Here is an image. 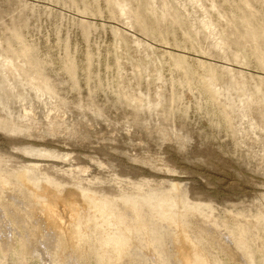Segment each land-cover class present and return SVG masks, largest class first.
<instances>
[{
  "label": "rangeland",
  "instance_id": "1",
  "mask_svg": "<svg viewBox=\"0 0 264 264\" xmlns=\"http://www.w3.org/2000/svg\"><path fill=\"white\" fill-rule=\"evenodd\" d=\"M0 264H264V0H0Z\"/></svg>",
  "mask_w": 264,
  "mask_h": 264
},
{
  "label": "bare ground",
  "instance_id": "2",
  "mask_svg": "<svg viewBox=\"0 0 264 264\" xmlns=\"http://www.w3.org/2000/svg\"><path fill=\"white\" fill-rule=\"evenodd\" d=\"M138 217H139V216H138ZM139 221H141V220H139ZM138 223H141V222H138ZM138 223H137V224H138ZM141 224H142V223H141ZM121 241H122V240H121ZM123 241H124V240H123ZM120 243H121V242H120ZM110 244H111V243H110ZM108 245H109V244H108ZM121 245H122V244H121Z\"/></svg>",
  "mask_w": 264,
  "mask_h": 264
}]
</instances>
